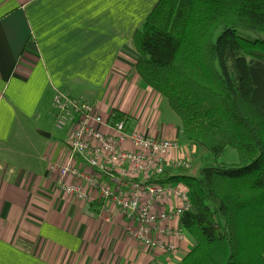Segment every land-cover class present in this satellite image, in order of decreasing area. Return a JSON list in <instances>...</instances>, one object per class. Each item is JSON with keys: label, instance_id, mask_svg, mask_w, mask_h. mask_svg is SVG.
<instances>
[{"label": "crops", "instance_id": "1", "mask_svg": "<svg viewBox=\"0 0 264 264\" xmlns=\"http://www.w3.org/2000/svg\"><path fill=\"white\" fill-rule=\"evenodd\" d=\"M155 4L0 0V264H177L191 249L186 235L174 255L143 246L114 206L65 195L57 171L28 166L35 160V138H52L32 127L52 113L54 89L95 104L103 116L121 113L131 132L176 140L181 149L200 153L182 138L165 99L134 69L131 38ZM62 144L60 165L68 160ZM171 171V177L183 174Z\"/></svg>", "mask_w": 264, "mask_h": 264}, {"label": "trees", "instance_id": "2", "mask_svg": "<svg viewBox=\"0 0 264 264\" xmlns=\"http://www.w3.org/2000/svg\"><path fill=\"white\" fill-rule=\"evenodd\" d=\"M261 35L264 0H156L132 35L135 72L207 154L197 176L164 179L189 191L179 223L192 246L177 264H264ZM226 149L235 164L217 162Z\"/></svg>", "mask_w": 264, "mask_h": 264}, {"label": "built area", "instance_id": "3", "mask_svg": "<svg viewBox=\"0 0 264 264\" xmlns=\"http://www.w3.org/2000/svg\"><path fill=\"white\" fill-rule=\"evenodd\" d=\"M51 108L56 128L67 129L63 143L68 160L49 167L57 171L63 194L85 202L102 199L104 207L114 206L126 220L131 238L174 255L185 233L180 223L172 222H180L190 210L187 188L180 182L164 181L166 168L189 165L180 155L171 157L177 143L131 132L126 117L117 119L113 112L103 116L95 104L59 89H54Z\"/></svg>", "mask_w": 264, "mask_h": 264}, {"label": "rangeland", "instance_id": "4", "mask_svg": "<svg viewBox=\"0 0 264 264\" xmlns=\"http://www.w3.org/2000/svg\"><path fill=\"white\" fill-rule=\"evenodd\" d=\"M246 34L250 38L256 37V35H254L252 33H246ZM261 36L264 37V35H261ZM165 108L169 111V113H171V115L173 117L176 118V116L169 109L167 104H165ZM42 120H43L42 124L38 122L36 126L33 125V127H32L33 130L36 132L39 129H40V131L45 129L47 134H50L52 136V138L49 141H46L44 143L41 140H38V138H35V152L33 153L34 156H35V160H32L30 162V165H28V166H32L36 170L37 169H40V170H43V169L45 170L46 169L47 170V168L51 166L50 163L57 164V165H54V166L60 165L59 163H61V162L57 161L56 154L59 151V145H61L64 142V139H65L64 136L67 133L66 130H59V129L56 128L52 113H49L48 116H44L42 118ZM42 132H45V131H42ZM174 141L176 142V140H174ZM51 142L54 145V147H53V150H52L51 154H49V153H47L48 152V144H51ZM62 145H64V143ZM177 145H178V143H177ZM196 149H198V151H200V153L198 152V154H197V152L194 150L193 147L191 148V146H187V148H185V150H183L178 145L176 152H172L171 153V157L172 158H176L178 155H180L184 159L186 158V159L189 160V165L186 168H184V169L166 168L165 171H164V178L165 177H171L173 175L174 172H172L171 170H173L175 172H181L182 170H187L188 174L190 176H197L200 168L202 167V165L204 163H206L205 156L207 154H206V151L204 149L197 148V147H196ZM196 154L198 155V157H197ZM42 157H46L48 159L49 163H46V161L43 160ZM217 162L218 163H223V164H229V165L230 164H235L237 162V156H236L235 151L232 150V149H226L224 155L220 159H218ZM167 171H171V172L166 173ZM191 171H192L193 174L191 173ZM181 184L184 187H186L183 183H181ZM187 192H188V195H189L188 188H187Z\"/></svg>", "mask_w": 264, "mask_h": 264}, {"label": "water", "instance_id": "5", "mask_svg": "<svg viewBox=\"0 0 264 264\" xmlns=\"http://www.w3.org/2000/svg\"><path fill=\"white\" fill-rule=\"evenodd\" d=\"M39 135H41L42 137H45V138H49V134L45 133V132H39Z\"/></svg>", "mask_w": 264, "mask_h": 264}]
</instances>
